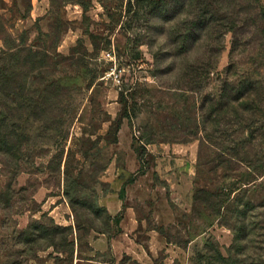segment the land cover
I'll use <instances>...</instances> for the list:
<instances>
[{"label": "rangeland", "instance_id": "374dc122", "mask_svg": "<svg viewBox=\"0 0 264 264\" xmlns=\"http://www.w3.org/2000/svg\"><path fill=\"white\" fill-rule=\"evenodd\" d=\"M234 3L190 92L158 74L167 36L148 0H0V264H135L111 256L106 206L120 199L143 221L128 241L148 248L153 230L168 244L157 264L264 253V0ZM107 51L121 71L102 79ZM239 217L262 223L237 249Z\"/></svg>", "mask_w": 264, "mask_h": 264}, {"label": "trees", "instance_id": "16d2710c", "mask_svg": "<svg viewBox=\"0 0 264 264\" xmlns=\"http://www.w3.org/2000/svg\"><path fill=\"white\" fill-rule=\"evenodd\" d=\"M235 0H148L150 20H154L156 30L163 32L167 37L162 41L161 45L165 46L164 52L154 53V57L161 60V63L167 62L159 69L161 76L172 75L174 73L181 74V83L177 89L185 91L198 92L200 77L209 74L215 66V60L219 56L223 48L222 38L225 32L232 30L234 27L229 26L231 17L235 12ZM154 13V14H153ZM23 18H25L23 16ZM151 22V21H150ZM152 48L154 43L147 44ZM202 51V56L194 58L193 56ZM153 77H155L153 75ZM219 95L210 99L201 101L200 110L202 122L205 123V117L202 111L208 105L213 113L224 109L225 105L220 102L225 101V81L218 92ZM224 106V107H222ZM207 142L212 143L207 139ZM124 195V191H123ZM251 211L248 210L247 212ZM246 212V213H247ZM110 221L116 226V234L119 229V216L111 217L107 215ZM253 219V217H250ZM236 219L235 227L236 235L241 236L240 239L235 237L233 243L239 246V240L244 236H250L248 230H261L257 222H246ZM68 229V236L70 235ZM113 234V235H114ZM53 238V237H51ZM250 237H247V241ZM243 242V241H242ZM264 253L262 252L258 259L246 264H264ZM229 258H232L229 255ZM230 262V261H229ZM225 261V264H229Z\"/></svg>", "mask_w": 264, "mask_h": 264}, {"label": "crops", "instance_id": "0c3cea01", "mask_svg": "<svg viewBox=\"0 0 264 264\" xmlns=\"http://www.w3.org/2000/svg\"><path fill=\"white\" fill-rule=\"evenodd\" d=\"M23 21V20H21ZM139 166V164H138ZM124 196H125V189H124ZM123 199H120L119 201H114L113 205L106 206L107 212L111 217L119 216L120 221L118 225L119 231L114 234L109 239V245L111 250V256L113 259L120 260L124 257L130 258L135 264H157V262L154 260L152 255L150 254L154 250H160L166 249L167 252V246L168 244L165 243V241L162 239L163 237L159 235L157 232L150 230V231H144L146 234H148L149 238V247H144L136 243V240L132 241V238L129 241L127 240L128 237L135 236L136 237V231L141 230L143 221L140 220L137 216V213L134 208L128 207V208H122ZM156 208H160V210L164 209L166 212L170 213V216L172 217V212L169 211L167 205L164 202L158 201L156 204ZM161 215L159 214V211H157V216L154 217L156 220ZM142 231V230H141ZM156 244V245H155ZM155 246L157 249H154ZM139 255L142 257V261L139 258ZM99 264H111V263H99ZM112 264H117L112 263ZM160 264V263H159Z\"/></svg>", "mask_w": 264, "mask_h": 264}, {"label": "built area", "instance_id": "2783aa9c", "mask_svg": "<svg viewBox=\"0 0 264 264\" xmlns=\"http://www.w3.org/2000/svg\"><path fill=\"white\" fill-rule=\"evenodd\" d=\"M104 58L107 59V60H109V61L112 63L113 67H111V68L108 70V72H106V73L103 75L102 79H106V78H108V77L114 75L115 72H120V71H121V70L118 69L117 66H116L117 59H116V56H115L114 51H107V52L104 54ZM115 77L117 78V76H115ZM115 82H116L117 84H119V83H120V80H119V79H115Z\"/></svg>", "mask_w": 264, "mask_h": 264}]
</instances>
